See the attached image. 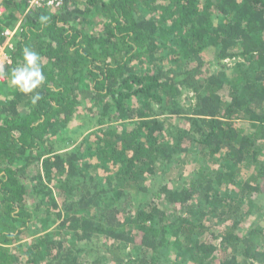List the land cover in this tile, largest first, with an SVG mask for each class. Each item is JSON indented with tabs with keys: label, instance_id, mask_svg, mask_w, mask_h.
<instances>
[{
	"label": "trees",
	"instance_id": "1",
	"mask_svg": "<svg viewBox=\"0 0 264 264\" xmlns=\"http://www.w3.org/2000/svg\"><path fill=\"white\" fill-rule=\"evenodd\" d=\"M0 4V264H264V0Z\"/></svg>",
	"mask_w": 264,
	"mask_h": 264
},
{
	"label": "clouds",
	"instance_id": "2",
	"mask_svg": "<svg viewBox=\"0 0 264 264\" xmlns=\"http://www.w3.org/2000/svg\"><path fill=\"white\" fill-rule=\"evenodd\" d=\"M40 60V54L26 46L22 49V62L18 63L16 67L12 68L10 72L6 74L8 76V83L11 87L18 89L26 95L32 94L31 103L33 105L41 99L40 94L36 92V90L41 87L45 81ZM0 75H5V73L0 70ZM0 80H3V78Z\"/></svg>",
	"mask_w": 264,
	"mask_h": 264
},
{
	"label": "built area",
	"instance_id": "3",
	"mask_svg": "<svg viewBox=\"0 0 264 264\" xmlns=\"http://www.w3.org/2000/svg\"><path fill=\"white\" fill-rule=\"evenodd\" d=\"M28 6L27 9L32 7H59L62 5L63 0H27ZM5 11V8L2 4H0V13H3ZM20 21H17V23L12 28H6L4 31L5 40L4 42H0V70L3 71L4 66L6 63H10L9 55L7 54L6 48H12V37L15 35L16 31L20 28ZM2 75H0V79H2Z\"/></svg>",
	"mask_w": 264,
	"mask_h": 264
},
{
	"label": "rangeland",
	"instance_id": "4",
	"mask_svg": "<svg viewBox=\"0 0 264 264\" xmlns=\"http://www.w3.org/2000/svg\"><path fill=\"white\" fill-rule=\"evenodd\" d=\"M176 121H178V120H176ZM84 129V128H83ZM63 142H58L57 144H62ZM62 147H65V146H63V145H61ZM192 167H193V165L191 164V163H187V164H185V165H183V167L180 169V171L181 172H183V174L186 176V175H188L189 173H190V171H191V169H192ZM52 228H53V226H52ZM51 227H50V229H52ZM49 229V228H48Z\"/></svg>",
	"mask_w": 264,
	"mask_h": 264
}]
</instances>
